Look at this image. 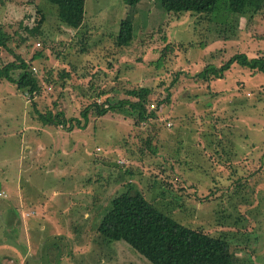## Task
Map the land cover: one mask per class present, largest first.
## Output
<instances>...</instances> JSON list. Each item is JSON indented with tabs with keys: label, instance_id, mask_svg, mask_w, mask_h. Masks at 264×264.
<instances>
[{
	"label": "rangeland",
	"instance_id": "374dc122",
	"mask_svg": "<svg viewBox=\"0 0 264 264\" xmlns=\"http://www.w3.org/2000/svg\"><path fill=\"white\" fill-rule=\"evenodd\" d=\"M222 1L204 17L160 0L132 8L85 0L83 22L70 30L45 0H0V32L23 33V19L37 29L17 52L40 86L29 95L0 79V264H150L95 233L109 198L128 184L179 224L224 238L231 264H264V74L232 64L208 84L194 76L235 50L264 56V12L233 16L235 33L223 39ZM125 17L132 38L117 47ZM132 86L167 89L169 102L135 126L106 113L66 130L34 114L79 117ZM24 248L31 254L20 263Z\"/></svg>",
	"mask_w": 264,
	"mask_h": 264
},
{
	"label": "trees",
	"instance_id": "16d2710c",
	"mask_svg": "<svg viewBox=\"0 0 264 264\" xmlns=\"http://www.w3.org/2000/svg\"><path fill=\"white\" fill-rule=\"evenodd\" d=\"M45 1L55 5L56 16L63 25L70 30L80 28L83 22L85 0ZM137 1L122 0L125 8L134 7ZM217 1L160 0V3L165 10H173L176 14L189 12L206 17L214 13ZM222 7L223 16L217 18L216 23L222 27L221 30L225 34L221 36L226 39L227 33L231 32L229 36L235 33L236 27L231 18L235 15L249 19L255 17L258 13L264 12V0H223ZM24 22V19L18 22L23 33L18 28L11 30L10 33L5 30V32H0V79L14 84L16 90L26 91L29 95L39 94L40 86L37 85L36 78L28 69L30 62L17 52V49L27 41L26 35L33 37L37 35V29L30 28ZM2 30L3 28L0 27V31ZM87 35V32L82 35L84 42L87 40ZM11 37L13 39L16 37V50L8 47L7 42L12 40ZM131 38V20L126 17L120 19L114 39L115 45L117 47L125 45ZM219 51L220 49L217 50ZM33 56L36 57L37 54ZM159 57H162V54ZM160 60L161 58L156 62L159 63ZM232 64L245 68L250 73L264 74L262 54L256 53L255 56L250 57L244 52L235 50L225 61L220 60L218 65L204 64L194 76L208 84L212 80L222 78ZM46 81L50 82L48 78ZM237 83L239 85L240 82ZM165 90V94L160 95L153 87L132 86L124 89L115 99H105L100 103L90 102L79 111V117L66 118L61 111L41 113L36 109H34V114L41 125L66 130L84 128L89 114L99 117L106 113L129 119L135 126L156 118L158 107L169 102L170 94L167 89ZM152 102L155 103V107L149 108ZM108 202L95 226L99 244L103 241L121 240L150 264H231L232 254L224 238L206 234L198 228L193 229L179 224L153 208L141 192L131 184L114 193ZM84 218L87 219L88 215L86 214ZM66 221L69 222L67 219Z\"/></svg>",
	"mask_w": 264,
	"mask_h": 264
},
{
	"label": "crops",
	"instance_id": "0c3cea01",
	"mask_svg": "<svg viewBox=\"0 0 264 264\" xmlns=\"http://www.w3.org/2000/svg\"><path fill=\"white\" fill-rule=\"evenodd\" d=\"M26 253H30L28 252L27 248H24V250L22 251V253L20 254V263H22L24 261V257L26 255ZM31 254V253H30Z\"/></svg>",
	"mask_w": 264,
	"mask_h": 264
},
{
	"label": "built area",
	"instance_id": "2783aa9c",
	"mask_svg": "<svg viewBox=\"0 0 264 264\" xmlns=\"http://www.w3.org/2000/svg\"><path fill=\"white\" fill-rule=\"evenodd\" d=\"M0 196H5V194L2 191H0Z\"/></svg>",
	"mask_w": 264,
	"mask_h": 264
}]
</instances>
